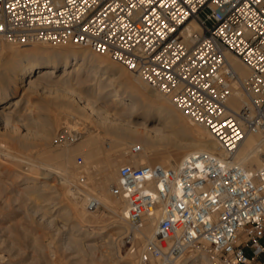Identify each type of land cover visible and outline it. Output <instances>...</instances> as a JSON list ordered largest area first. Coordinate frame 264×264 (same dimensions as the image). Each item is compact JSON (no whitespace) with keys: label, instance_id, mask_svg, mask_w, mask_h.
<instances>
[{"label":"built area","instance_id":"built-area-1","mask_svg":"<svg viewBox=\"0 0 264 264\" xmlns=\"http://www.w3.org/2000/svg\"><path fill=\"white\" fill-rule=\"evenodd\" d=\"M190 20L199 37L185 33ZM2 42L73 43L106 56L169 96L218 144L222 158L194 152L176 167L118 168L109 191L125 202L123 243L137 264H201V256L251 264L264 253V159L254 169L229 160L248 135L264 147V0H0ZM228 55L246 66V79ZM88 187L79 174L73 190ZM100 207L94 195L85 201L88 212Z\"/></svg>","mask_w":264,"mask_h":264},{"label":"bare ground","instance_id":"bare-ground-1","mask_svg":"<svg viewBox=\"0 0 264 264\" xmlns=\"http://www.w3.org/2000/svg\"><path fill=\"white\" fill-rule=\"evenodd\" d=\"M184 30L185 33L195 34L196 37L202 34V28L193 20L185 24ZM78 48L80 46L73 43L55 45L50 50L38 49L35 46L0 43V159L3 160V165L0 164V177L10 180L8 183L11 184V190H13L11 192H14L12 195L15 199H11V196L9 201L14 199L17 203L16 200L19 199L23 205L29 204L30 201V204L33 203L29 209L17 205L21 211L24 210L22 213L25 218H22L25 221L29 220L31 226L21 228L23 231L19 233H13V239L9 238L12 235L5 234L7 229L0 226V245H4L5 252H7V258L1 256L0 259L5 264L24 261L28 262L26 264L38 263L43 253L49 256L50 264L51 260L53 264H85L81 253H86V250L99 252L98 259L103 258L102 264H118L117 260L113 263V260L119 256L117 250L114 251V249L121 242L128 227L123 218L125 202L122 200L123 204L120 201L123 204L121 206L116 203L117 201L110 199V196H106L110 193V187L116 184V180L112 183L111 179L109 181L101 179V185L91 187L87 192L82 191L85 193V201L89 196H95L98 193L104 201L115 207V210H110L105 202L100 201L113 217L112 224L104 226L100 231L83 225V220L88 225H91L92 221L78 211L73 200L71 201L73 203H68L67 207H49L47 201L49 199L43 196L44 192H47L48 184H37V175H42L44 179H47L50 175L57 173L60 174L59 178L65 187L71 182L75 183L73 179H77L79 173L75 167L76 164L73 163L77 157L76 154H82L83 157L80 156L85 160L89 159L103 152L105 149L101 148V144L107 142L109 150L120 146L138 149L137 157H140L141 162H131L134 163L129 164L132 166L151 165L152 161H156V164L162 166L176 167L186 155L194 152L223 157V153L211 134L204 127L195 125L181 110L176 108L169 96L154 90V92L150 91L151 88L149 90L147 84L139 76L127 73L128 71L111 62L108 57L90 53L87 48ZM228 59L240 79H246L249 76V70L237 58L228 55ZM57 76L58 78L53 80ZM41 78L52 80L55 85L53 89H50L52 92L65 93L87 118H94L96 129L99 128L98 130L104 137H95L94 131L87 129L88 136L84 138V141L72 144L75 132L71 129L75 121L71 122V117L74 116L68 115L69 112L68 116L66 115L69 119L68 123H65L63 116L59 113L49 114L45 118L37 115L36 119L25 107L21 108L19 113L16 109L21 100L28 105L33 95L47 92L48 89L46 90L40 82ZM97 78L100 79L97 80ZM75 89L84 94L86 101L80 100L81 97L73 91ZM122 90L127 95L123 94ZM107 98L111 100L112 112H107L99 105V102ZM241 99L240 92L236 90L229 99V105L236 109ZM11 106H13L12 109H10ZM12 119L17 121L24 119L25 127L20 130L14 125L15 121L11 123ZM59 127L61 128L58 129ZM62 128L66 130L63 131ZM65 134H71L70 136L73 137L72 140H68L69 147L67 149L66 146V151L62 149L53 153L42 147L49 139H57L59 135L64 136ZM28 150L36 154L34 157L37 156L38 159L43 158V160L31 159L33 155L30 152L31 156L27 157L28 153H24ZM262 153H264V147H262L261 138L257 135H248L229 160L241 164L244 168L254 169L258 168L264 159ZM53 161L54 163L50 164ZM63 161L68 163L67 167L63 165L62 170L61 166V172H58L60 167L58 168L56 164L60 166ZM81 162L82 168H86L81 172L90 176L87 174V167L83 166L86 161ZM1 180L3 183V179ZM5 180L4 184L7 185ZM100 190L108 193L104 195L101 191L102 195ZM67 192L71 190L68 188ZM77 192L72 191L74 198H77L75 196ZM9 201L6 203L9 204ZM70 218L75 219V223L71 222ZM58 220L61 224L57 223ZM94 221H99L97 216H94ZM11 226L10 223L8 227ZM144 229L148 234H144L143 230L141 233L151 236L154 232V223L150 221ZM110 230L113 232L110 233ZM9 232L11 233L12 230L10 229ZM58 251L62 254L59 255ZM129 257L134 264H137L133 257ZM201 260V264H205L202 256ZM132 262L130 264H133Z\"/></svg>","mask_w":264,"mask_h":264},{"label":"rangeland","instance_id":"rangeland-1","mask_svg":"<svg viewBox=\"0 0 264 264\" xmlns=\"http://www.w3.org/2000/svg\"><path fill=\"white\" fill-rule=\"evenodd\" d=\"M27 46H35L38 49H42V50L43 49L50 50L53 47V46L46 45V44H42L41 45L40 43H34V44H31V45H27ZM7 47H10V46H7ZM73 49H75V48H73ZM78 49H80V48H78ZM89 52L90 53H93L90 50H89ZM93 54H95V53H93ZM96 55H98V54H96ZM127 73H129V72H127ZM57 78H58V76L55 79H53V80H56ZM99 79L100 78H97V80H99ZM40 80H41L40 82L43 83L42 85H44V87L46 88V90L48 89L47 92L42 93V94H35V95H33V97L31 98V100H29L30 102H28V103H30V104H28V105H26V102L24 100H21L20 105L16 109L17 111H19V113H20V109L21 108H24V107L26 108L27 111H30V113H31V115L33 116L34 119H36L37 115H40V116H42V117L45 118L49 114H58L59 113V115L61 114L63 116L65 123H68L69 119H68L67 116L71 114V116H74V117H71L72 118L71 119V122L74 123V121H75V123H74L75 125L73 124L72 129H71V131L74 130L72 132H75L74 133V140H73V143L72 144H78V143L84 141V138H86V136H88V134L86 132V131H88L87 129H89L90 131H94L93 134H95L94 135L95 137H99V136L104 137V136L101 135L102 132H100L98 130L99 128L96 129L97 126H96V124L94 122V118H90V117L87 118L81 111H79L76 108L77 106L73 103V101L71 100V98H68V96L65 95V93L58 92V93H60V94H58L57 92L55 93V92H52V90H50V89H53L55 87V85L52 82V80H49L48 78H41ZM149 90H150V88H149ZM73 91H74V93L77 96L81 97L80 98L81 101H86V99L84 97V94L82 92H80L79 90H76V89L73 90ZM150 91H153V90L151 89ZM122 93L125 94V95H127V93L124 92L123 90H122ZM110 101L111 100L107 98V99L103 100L102 102H99V105L102 107V109L105 108L107 112H112L111 111V105H110L111 102ZM100 106H99V108H101ZM12 108H13V106H11L10 109H12ZM78 111L80 113H78ZM13 112H15V111L13 110ZM68 112H69V114H68ZM80 114H82V116ZM78 115L81 116V117H79ZM92 119H93V121H92ZM25 122L26 121L24 119H21V120H18V121L12 119V122L11 123L12 124L15 123L14 125H16V127L21 130L22 127L23 128L25 127ZM60 128L61 127H59L58 129H60ZM62 130L65 131L66 129L65 128H62ZM82 131L84 133H81ZM64 136H66V134ZM64 136L63 135H59L57 139L56 138L55 139L54 138H51L48 141H46L43 144L42 147L43 148L45 147L44 149H47L49 151L51 150V152L53 151V153L54 152H58L59 150L61 151L62 149H63L62 151H66L65 149H66V146H67V149H68L69 142L67 143L64 140V138H63ZM105 137H106V135H105ZM103 143H104L103 145L101 144V148L102 149H105L103 152H101V153H99V154H97V155H95L93 157H90L89 159H86V160L84 158H82L83 157L82 154H80L82 157L79 154H76L77 155V157H76L77 161H76V159H75V161L73 160L74 157L72 159V161H74L73 162L74 164L77 165V164L80 163L79 166L78 165L77 166L75 165V167L77 168V171L79 170L78 171L79 172L78 175L82 173L81 171L83 169H86V168H82V162L81 161H83V162L86 161L88 163L86 165V162H85L84 165H83L84 167H87V174L90 175V176H86V178L89 177V178H87V182H88V185H89V187L87 188V191H88V189H91V187L93 188V187H97V185H101V179H104L105 181H109L111 179L112 183H115V180L117 182V179H116L117 178V171H118V168L121 165H123V164H128V165L129 164H134V163H131V162H141L139 160L140 157H137V155L139 153V150L138 149H132V148H126L125 146H120V147H116V148H114L112 150H109V148H108V145L109 144L107 142H103ZM15 151H17V150H15ZM25 151H27V150H25ZM133 151L135 153H133ZM17 152H19V151H17ZM29 152L30 151L28 150V152H25L24 154L28 153L27 154V157H29L30 153H32L31 155H33V156L30 155L31 156V159L33 158L35 161L43 160V158H41V159L39 158L38 159L37 156L34 157V155H36L34 152H30V153ZM35 158H37L38 160L35 159ZM2 163H3V160L0 159V164H2ZM53 163H54V161L53 162H50V164H53ZM65 164H66V161H63L62 164H60V166L58 164H56L58 168L60 167L58 169V172H61V166H62V170L64 169V166H65V168L67 167V164L68 163L66 165ZM89 164H90V166H89ZM151 164H156V161H152ZM5 165H6V163H5ZM84 174H86V173L84 172ZM59 175L60 174H58V173L57 174L50 175V177L47 178L48 180L47 179H44V176H42V175H37L36 176L37 177V180H38L37 184H43V183L46 184L47 183L48 186H49L48 188H46L47 189L46 190L47 192H44V194H43V196H45L46 198L49 199V200H47L48 203H49V205H48L49 207H53V208L59 207V206L60 207H62V206L63 207H67L69 205L68 203H73L74 202V203H76V206H77L78 211L81 212V213H83L84 216H86L87 218L91 219V221H92L91 222V225H88L83 220L82 223H83V225L85 227H90L91 229L100 231V229H102L104 226H108V225H111L112 224L113 217H112L111 213H109L110 211H108L105 208V206L103 207V204L102 203H100L101 204V207L98 210H96L94 212H88V211H86V209H85V202H84L85 201V196H84L85 193L82 192V191H78L77 194H75V196L77 198H74L71 193L73 191V185L75 183H72L71 182L70 183L71 185L70 184L69 185L66 184L68 186L65 187V184L61 182V179L59 178L60 177ZM1 179H3V183H2V180ZM4 180H5L4 178L0 177V220H2V221H0V226L5 227L7 229V230L5 229L6 232H7L5 234L10 235V236L12 235V237H9V238L10 239H13L14 238L13 233H19V232L23 231V230H21V228L23 229V227L25 228V227L31 226L29 220L26 219V221H25V219L22 218V217H24V215L22 213V212H24V210L21 211L20 210L21 208L18 207V206H21L22 208L26 207V209H29V207H31V205L33 206V203L30 204V202H31L30 201L29 204L28 203H25L23 205V204H21V202H19L20 201L19 199L16 200L17 201V203H16L15 200H14L15 198L12 195L14 192L13 193L11 192V191H13V190H11V184L8 183V182H10V180H5V181H7V185L4 184L5 183ZM75 180L76 179H73V182ZM62 184H64V186ZM8 185H9V187H8ZM67 187L71 190V192H67L68 191V188ZM107 188L105 190H107ZM63 190H65L64 192H67V193L62 192ZM105 190H103V191L100 190L99 192H101V191L104 192ZM81 192L84 193V194H82ZM106 192H104V195H105ZM56 193H57V195H56ZM102 195H103V193H102ZM95 196L99 199V201L105 202L106 205H107V207L110 210H115L114 209L115 208L114 205L111 204V203H109V202H107V201H104V199L101 197L100 194L97 193V194H95ZM106 196H108V197L110 196L109 197L110 199H112L113 201H117L116 203H118L119 205L123 206L124 203L122 202V200H119V199L113 197L110 193L106 194ZM10 197H11V199L14 198L13 199L14 201L12 200L13 202L12 201H9ZM83 197H84V199H83ZM72 200H73V202H71ZM76 200H77V202H76ZM8 201H9V204L6 203ZM41 202H39V203H41ZM43 202L46 203V201H43ZM41 204H44V203H41ZM117 209H119V208H117ZM94 216H97V218H98L99 221H97V222L94 221ZM72 219L73 218H70V221L73 222V223H75V219H73V220ZM8 223L9 224L11 223V225L14 226V227H12V226L11 227H8L9 226ZM57 223L58 224H61V222L59 220L57 221ZM28 224H30V225H28ZM6 225H7V227L9 229L6 227ZM21 225H22V227H19ZM10 229L12 230V232H11L12 234L9 232ZM111 232H113V230H110V233ZM143 232H144V234H148L147 233V230H145V229H143ZM1 237L2 238H5V236H1ZM44 243H45V241H44ZM116 247L117 248H115L114 251L117 250L119 256L117 258H115V260H113V263L116 262V260H117L118 261V264H130L133 260L129 257L131 255H127V253H128L127 252V246L124 245L123 238H122L121 242H119L117 244ZM5 249H4V245H2V246L0 245V257L3 256V258H7V252H5ZM12 251H14V250H12ZM58 253H59V255L62 254V252L60 253V251H58ZM98 253L96 251H93V250H91V251L86 250V253H81V255H82L81 257H82V259H84V262L83 263H85V264H102V259L103 258L98 259L99 258L98 257ZM246 255L247 256H251V251L249 249H246ZM42 256L43 257L41 258V260L38 263L37 262H34V263H31V264H46V263L47 264H50L49 263L50 259L48 258L49 256L47 254H45V253H43ZM131 257H133V256H131ZM133 259H135V258L133 257ZM20 263L21 264H26L28 262L24 261V262H20ZM20 263H14V264H20ZM53 263L54 262L51 260V264H53ZM132 263L134 264V261ZM0 264H5V263H3V260L0 259ZM251 264H264V253H261L259 255L258 259L254 260Z\"/></svg>","mask_w":264,"mask_h":264}]
</instances>
